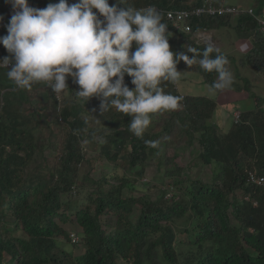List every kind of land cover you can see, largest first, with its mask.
Masks as SVG:
<instances>
[{
  "label": "trees",
  "instance_id": "16d2710c",
  "mask_svg": "<svg viewBox=\"0 0 264 264\" xmlns=\"http://www.w3.org/2000/svg\"><path fill=\"white\" fill-rule=\"evenodd\" d=\"M205 1L128 0V3L137 9L155 6L163 16L162 22L168 24V31L173 34L169 37L171 50L192 56L193 53L187 51L188 46L201 50L205 46L198 40V32L232 26V17L208 13L191 15L185 20L191 25V30L184 31L167 16V12L192 10L204 6ZM109 3L117 5L118 0H109ZM214 3L223 5L221 0H214ZM263 3L264 0H257V4L251 7L256 16L264 12ZM119 7L126 5L120 4ZM94 11L98 13V10ZM234 26L242 36L258 33L257 41L245 57L254 69L263 68L264 71V42L260 40L264 36L256 31L258 20L249 13H241ZM7 34V29H0V37ZM222 53L229 61L233 60V56ZM9 55L0 44V56ZM177 69L200 74L210 86L217 75L204 72L198 64L190 67L184 61H180ZM7 71L0 68L3 91L6 93V88H9L10 93L24 100V104L26 100L28 102L29 94H41V109L45 113L48 111L56 123L61 118L67 135L60 168L56 172H51L52 168L48 172L41 168L26 171L39 145V136L33 134L32 123L35 120V126H38V116L42 112L36 109L26 114L18 110L9 103L10 95L1 106L0 264H264V186L249 182L250 172L264 176L263 106L256 104L242 111L240 108L239 120L232 119L228 130L222 131V124L214 120V116L219 107L218 97L224 90L213 97L184 94L177 83L165 81L161 85L164 91L181 97V106L174 111L153 114L152 122L141 139L129 131L131 116L115 109L102 115L101 100L95 96L88 101L78 100L75 91L80 86L73 82L72 77L69 76L67 81L68 93L65 91L57 98L50 87L41 83L34 84L31 91L17 88L7 76H3ZM125 83L129 88H135L132 77L127 74ZM249 84L246 79L243 87L246 91H250ZM37 87L43 90L38 91ZM237 89L241 90L240 87ZM5 93L0 91V96L4 97ZM89 110L105 118V127H91L81 117L82 112ZM156 124L163 128L155 132ZM103 129L107 130L106 134H102ZM98 136L104 137L99 141L100 150L107 160L116 162L124 158L134 168L146 167L147 158L158 151L157 147H150L145 141L159 139L168 141L167 144L192 145L197 140L202 161L213 168L212 181H191L182 177L181 167L169 170L167 174H179L170 184L173 196L168 198L169 189L166 188L152 200L145 194L125 196L124 190L139 187L138 181L128 176L118 177L121 180L119 185L111 187L107 193L99 192L94 210L86 207L76 211L74 219L82 228V239L78 235L77 240H73L57 220H69V204L62 196L69 192L72 195L77 193L75 176L78 167L86 160L83 142L98 140ZM34 137L37 139L35 143ZM238 189L250 198H238ZM135 207L139 213L133 218ZM106 210L114 211L117 217L118 225L112 232L106 231L101 221ZM13 223L14 228L11 226ZM193 229L196 236L187 243L200 253L183 263L177 252V231L189 233ZM17 230H21L23 235H16ZM70 243L79 245L83 252L77 255L72 248L66 249V244ZM5 255L10 257L5 260Z\"/></svg>",
  "mask_w": 264,
  "mask_h": 264
},
{
  "label": "clouds",
  "instance_id": "9594fccd",
  "mask_svg": "<svg viewBox=\"0 0 264 264\" xmlns=\"http://www.w3.org/2000/svg\"><path fill=\"white\" fill-rule=\"evenodd\" d=\"M72 1L9 0L14 12L0 44L10 55L0 60V68L8 70L6 76L17 88L31 91L34 84L41 83L59 98L69 88L70 76L80 86L75 91L78 100L95 96L101 100L102 115L115 109L131 116L129 131L142 139L153 114L181 106L182 98L161 86L181 79L180 61L217 74L208 89L210 96L233 86L230 61L210 35L205 36L209 39L202 50L188 46L187 51L193 53L189 56L171 50L169 37L173 34L155 6L137 9L128 0H118L117 5H110L109 0ZM231 17L235 25L239 15ZM204 31L197 33L199 39ZM256 31L264 32L260 24ZM126 74L135 88L125 83ZM145 144L157 147L158 141Z\"/></svg>",
  "mask_w": 264,
  "mask_h": 264
},
{
  "label": "rangeland",
  "instance_id": "374dc122",
  "mask_svg": "<svg viewBox=\"0 0 264 264\" xmlns=\"http://www.w3.org/2000/svg\"><path fill=\"white\" fill-rule=\"evenodd\" d=\"M221 2L225 4L239 5L244 8H251L257 4V0H221ZM0 5L3 6L5 3L1 1ZM10 12H14V10L7 12L8 17H6V13L0 10V17H3V19L0 20V29L5 28L10 22ZM209 34L214 36L213 43L215 46L219 47L226 54L233 56V60L230 61L229 67L234 74V84L231 88L226 89L224 93L219 95V107L214 116V120L222 124L221 130L225 131L228 130L232 123V119L234 120V114L240 110L242 111L243 108H251L256 104L264 107L263 68L259 70L254 69L253 66L249 64L247 57H245L247 51L252 47L253 43L257 41L259 36L258 33H252L249 38L246 37V39L248 38L250 40L246 41V47L240 48L241 51H239L237 49L239 48L240 43H244V41L242 42L241 40L244 37L234 25L208 31L207 33L204 31L202 36L203 39L198 38V40L201 43H207L208 41L206 38H209L205 36ZM260 34H262L261 36H264V32H260ZM260 40L264 42V38H260ZM181 72V79L177 82V86H179L184 94L205 95L211 97L208 92L210 85L204 81L200 74L191 71ZM215 78H217V75ZM246 79L250 82V91H246V89L243 88ZM237 87H240L241 90L237 89ZM3 90L4 88L0 87V91L5 93ZM41 90L43 89L39 87L38 91ZM66 92L68 93V91ZM9 95V103L13 104L18 110H23L26 114H30L31 111L36 109L42 112V115L38 116V126H35V120L32 123L34 126L33 134L39 136V145L35 149L33 159L30 160L25 170L31 171L41 168L45 172H48V170H50L49 168H52L51 172H56L55 170L60 168V157L63 154L64 142L67 135V132L62 128L64 122H62L61 118H59L58 123L52 121L53 116L50 115L48 111L45 113V111L41 109V94L38 96L35 94H29V100L28 102L26 100V104H24L23 99H18L13 93H10V91L7 90L4 97L0 96V110L1 106L6 101V97ZM81 117L87 120L91 127H105L103 126L105 124V118H102L101 115H95L90 110L86 113L82 112ZM154 128L155 132H157L160 131L163 126L156 124ZM106 133L107 130L103 129L102 134ZM102 139H104L103 136H98V140H84L83 148H85L83 151L86 154V160L78 167L77 176H75L76 179L74 186L77 189V193L72 195L71 192H69L62 196L65 202H68L67 204H69V206H67L69 220L63 221L60 218H57V220L67 230L69 235L71 234L72 238L76 239L79 235L80 239H82V228L74 219L76 211L86 207H90L94 210L96 206L95 200L99 195V192L102 190L107 193L112 189L111 187L119 185L121 180H118V177L128 176L131 177V179L138 181V189L133 188L130 190L129 188H126L124 190L125 196L133 194L141 196L145 194L152 200L156 199L161 192V189L166 188L169 189H167L168 198L173 196L170 184L172 179L179 176V174H167L166 172L169 170H176L181 167L180 176L182 177L188 178L191 181L194 179H201L204 182L212 181L213 168L202 161L200 157L201 147L197 140H194L192 145H188L186 143L179 144L177 142L167 144L166 142L168 141L158 139V151L155 154L151 153L152 155L147 158V161L145 162L146 167L142 168L137 166L134 168L130 164V161L124 160V158H120L116 162L107 160L100 150L99 141H102ZM171 140L172 139L169 141ZM36 141L37 139L34 137V143ZM237 195L238 198L244 200L250 198V196L243 193L241 189L237 190ZM251 202L254 204L255 200H251ZM138 213L139 209L138 207H135L132 217L136 218ZM116 218L114 211L111 210H106L101 215V221L106 231H114V228L118 225ZM10 220L13 221L14 218L11 217ZM11 226L14 228V223ZM195 232L196 230L194 231V229L189 233L177 231V252L183 263L187 260L194 259V257L197 256V253H200L195 247L187 243V240L195 238ZM16 235L22 236L23 232L17 230ZM60 239L63 240L64 238L60 237ZM65 248H72L77 255L83 252V249H81L79 245H74L73 243L66 244ZM9 257V255H5L4 258L7 260Z\"/></svg>",
  "mask_w": 264,
  "mask_h": 264
},
{
  "label": "built area",
  "instance_id": "2783aa9c",
  "mask_svg": "<svg viewBox=\"0 0 264 264\" xmlns=\"http://www.w3.org/2000/svg\"><path fill=\"white\" fill-rule=\"evenodd\" d=\"M69 4H73L72 0H68ZM208 13L209 15H228V16H238L241 13H249L253 15L254 17H257L260 29L264 31V12L256 16L254 14L253 8H243L241 6L236 5H229V4H223L220 6L215 5L214 0H206L204 3V6L197 7L192 10H177V11H168L167 16L175 21L174 23L180 27V29L184 31H190L191 25L185 22L186 19H189L191 15H197L200 16L202 14ZM103 19V17L101 18ZM181 22V25H179V22ZM4 57L0 56V60H2ZM14 64V61H13ZM13 64H10L8 67L9 69L13 66ZM6 69V68H4ZM7 70V69H6ZM240 118V112H237L234 114L235 121H238ZM249 182L257 185V186H264V176L258 175L254 172H250L249 174ZM255 205L257 202L255 201Z\"/></svg>",
  "mask_w": 264,
  "mask_h": 264
},
{
  "label": "crops",
  "instance_id": "0c3cea01",
  "mask_svg": "<svg viewBox=\"0 0 264 264\" xmlns=\"http://www.w3.org/2000/svg\"><path fill=\"white\" fill-rule=\"evenodd\" d=\"M1 1H3V2H7V3L9 2V0H0V2H1ZM0 7H1L2 10H5L6 17H8V16H7V12H9V11H13V10H14L13 7L9 5V3H8L7 5H3V6L0 5ZM12 15H13V12H10V15H9L10 18H11ZM8 24H9V23H8ZM4 27H5V26H4ZM5 29H7V27H5ZM245 34H246V33H245ZM209 35H210V34H209ZM243 35H244V34H243ZM210 36H211V35H210ZM211 37L214 39V36H211ZM241 40H242V42L244 41V43H240V46H239V48L237 49V50H239V51H241L240 48L246 46L245 42L248 41V40H250V39H248V38L246 39V38L244 37V38H242ZM7 79H8V78H7ZM9 81H10V80H9ZM8 89H9V88H6V92H7ZM9 91H10V90H9ZM225 91H226V90H224L222 93H224ZM10 92H11V91H10Z\"/></svg>",
  "mask_w": 264,
  "mask_h": 264
}]
</instances>
